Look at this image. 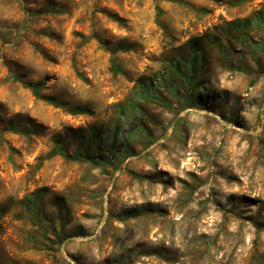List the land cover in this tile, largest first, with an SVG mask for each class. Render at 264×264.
<instances>
[{
  "label": "rangeland",
  "instance_id": "obj_1",
  "mask_svg": "<svg viewBox=\"0 0 264 264\" xmlns=\"http://www.w3.org/2000/svg\"><path fill=\"white\" fill-rule=\"evenodd\" d=\"M0 264H264V0H0Z\"/></svg>",
  "mask_w": 264,
  "mask_h": 264
},
{
  "label": "trees",
  "instance_id": "obj_2",
  "mask_svg": "<svg viewBox=\"0 0 264 264\" xmlns=\"http://www.w3.org/2000/svg\"><path fill=\"white\" fill-rule=\"evenodd\" d=\"M113 67H114L115 72H119L120 69H119V67L116 65V60L113 61ZM35 92H36L37 96H39V91H38V90H35ZM50 102H51L53 105H55V106H60V103L57 102V101H53V100H51ZM77 111H79V110H77ZM57 151H58L59 154H61V155H65V153H64L61 149H58ZM55 153H56V152H55Z\"/></svg>",
  "mask_w": 264,
  "mask_h": 264
}]
</instances>
